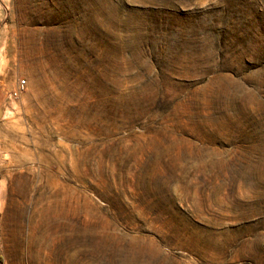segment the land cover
Returning a JSON list of instances; mask_svg holds the SVG:
<instances>
[{
	"label": "rangeland",
	"instance_id": "obj_1",
	"mask_svg": "<svg viewBox=\"0 0 264 264\" xmlns=\"http://www.w3.org/2000/svg\"><path fill=\"white\" fill-rule=\"evenodd\" d=\"M0 110V264H264V0H0Z\"/></svg>",
	"mask_w": 264,
	"mask_h": 264
},
{
	"label": "bare ground",
	"instance_id": "obj_2",
	"mask_svg": "<svg viewBox=\"0 0 264 264\" xmlns=\"http://www.w3.org/2000/svg\"><path fill=\"white\" fill-rule=\"evenodd\" d=\"M161 145H159V146H161ZM172 147H174V146H172ZM172 166H174L175 168L177 167V169H176L177 172L181 169L179 162H177V159H175V158L173 160ZM71 167H72L71 175H72L73 180L78 181L81 178L80 174L84 175L87 178H90V180H93V178L96 176L95 170L92 169L91 165L88 164L87 162L80 163L78 160H74ZM57 175L59 176L60 173H57ZM62 180L59 176L58 179H56V182H55L54 187H53L55 189V191L51 190L50 192L47 193L48 201H47L46 207L43 209V211L41 213L44 217V220L41 224L43 226L50 227L51 225H55L60 218H65L67 216L68 212H70L73 217L80 213L78 199L75 196V194H76L75 190L73 188H71L67 182H66L67 183L66 184ZM86 202H88V204H87L88 208L91 209L92 208V201L89 198H87ZM94 219L95 218H93L92 213L87 211L86 214L84 215V222L81 224L80 228L77 229L76 225L71 226L72 228L76 229V230L73 229L74 234H73V239L70 242L71 246H73L76 249L77 256L83 255V250H84V252H86V257L89 258V261L87 264H93L96 261L95 260V254L97 255V253L100 252L104 255L105 252L113 251L111 248V244L113 245L114 240H116L115 242H117L118 237H119L118 235L113 237L111 235L105 236V234L101 235L100 233H98V231H97L98 228L95 226V223H94L95 220ZM115 249L117 251H119L120 253L125 254V255H128L130 252L129 250H121V248L119 250V247H116V246H115L114 250ZM248 251H245V252H248ZM114 254H115V251H113V253L110 255V257H112ZM130 259H131V257H130ZM146 259H148V258H146ZM78 260H79V258L75 257L74 260L72 261V263L77 264Z\"/></svg>",
	"mask_w": 264,
	"mask_h": 264
},
{
	"label": "built area",
	"instance_id": "obj_3",
	"mask_svg": "<svg viewBox=\"0 0 264 264\" xmlns=\"http://www.w3.org/2000/svg\"><path fill=\"white\" fill-rule=\"evenodd\" d=\"M26 87V82L24 80H19L16 84V88L12 92L11 96L12 98H18L19 95L24 91Z\"/></svg>",
	"mask_w": 264,
	"mask_h": 264
},
{
	"label": "water",
	"instance_id": "obj_4",
	"mask_svg": "<svg viewBox=\"0 0 264 264\" xmlns=\"http://www.w3.org/2000/svg\"><path fill=\"white\" fill-rule=\"evenodd\" d=\"M1 114H2V110H0V116H1Z\"/></svg>",
	"mask_w": 264,
	"mask_h": 264
}]
</instances>
